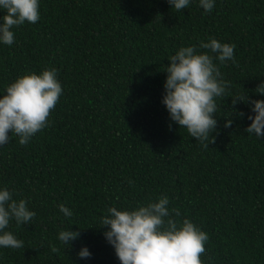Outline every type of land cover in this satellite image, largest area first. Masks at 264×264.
Segmentation results:
<instances>
[{
    "label": "trees",
    "instance_id": "16d2710c",
    "mask_svg": "<svg viewBox=\"0 0 264 264\" xmlns=\"http://www.w3.org/2000/svg\"><path fill=\"white\" fill-rule=\"evenodd\" d=\"M14 32L12 45L0 44V92L50 67L63 91L46 128L0 146V185L36 212L10 223L24 245L0 249V264H120L100 217L161 195L179 210L174 219L208 233L205 264H264V136L245 131L249 106L231 97L264 99L253 91L264 80V0H216L207 13L198 0L179 11L167 0H41L40 19ZM210 37L236 48L235 62H217L231 84L206 148L169 119L161 97L167 57ZM67 228L79 232L69 246L58 240ZM82 245L90 258L76 255Z\"/></svg>",
    "mask_w": 264,
    "mask_h": 264
},
{
    "label": "clouds",
    "instance_id": "9594fccd",
    "mask_svg": "<svg viewBox=\"0 0 264 264\" xmlns=\"http://www.w3.org/2000/svg\"><path fill=\"white\" fill-rule=\"evenodd\" d=\"M167 2L179 11L192 0ZM198 4L207 13L213 10L216 0H198ZM40 6L41 0H0V44L14 43L16 27L26 22L35 24L40 19ZM235 48V43L210 37L198 46L182 45L167 57L161 103L169 119L179 128H186L190 137L206 148L217 128V100L225 97L231 84L223 78L217 62H235ZM57 72L54 67L26 72L0 92V146L7 144L13 134L18 136L19 144L25 145L48 126L50 111L63 91ZM253 91L264 97V80ZM231 97L233 105L249 106L247 119L251 123L245 131L256 138L264 136V99H251L246 91ZM238 114L245 115L243 111ZM232 116L225 119L224 127L232 125ZM14 191L0 185V249L22 248L24 241L9 225L12 221L17 225L29 224L36 216L24 198H13ZM169 204V197L161 195L135 207L113 205L106 209L97 227L103 229L102 235L113 247L120 264H205L201 254L205 252L208 233L187 217L174 219L172 213L179 216L180 212L170 209ZM59 211L65 217L73 215L64 204L59 205ZM78 237L79 232L71 228L58 232V240L68 246ZM52 251L58 249L52 247ZM76 255L88 259L92 253L82 245Z\"/></svg>",
    "mask_w": 264,
    "mask_h": 264
}]
</instances>
